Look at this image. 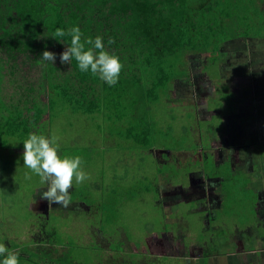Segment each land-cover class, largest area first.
Here are the masks:
<instances>
[{
  "label": "rangeland",
  "instance_id": "rangeland-1",
  "mask_svg": "<svg viewBox=\"0 0 264 264\" xmlns=\"http://www.w3.org/2000/svg\"><path fill=\"white\" fill-rule=\"evenodd\" d=\"M248 3H253L254 8L249 9L242 16V21L239 17L226 19L220 32L211 34L204 49L193 48L183 57V61L176 63L174 73L177 78L171 83V88L174 89L177 85L180 88L177 87L174 92L171 91L169 98L178 100L177 97H180L186 102L175 104L174 101L166 100L158 88L163 80L160 82L159 79L158 83L152 86L153 82L150 84L149 80L151 76H148L149 78H144V85H139L142 90V93L140 91L141 98L147 94L157 102L151 105L150 113L159 132L163 135L167 134L172 139L166 142V149L182 143L183 138L191 139L192 137L189 136L191 134L187 136L189 127L191 129L197 127V130L199 128L198 118L195 116L194 119L192 113L186 111L189 108L187 106L190 98L193 97L192 92L196 88H199L201 93L212 88L220 92L219 94L215 92L213 97L212 95L208 98L202 96L200 106L204 110L199 114V121L202 122L200 128L204 142H207L209 136H217L216 130L222 128L223 124L224 128L230 126L228 131L232 134L231 139L235 138L237 142H242L249 138L247 131H254L256 128L253 120H261L257 123L261 129L259 127L256 137L264 142V120H262L264 119V0H249ZM212 40L218 43V49L214 48ZM103 41L106 50L111 53V47L114 45L109 44L105 39ZM198 50L202 52H197ZM49 51L57 54L55 63L60 61V51L52 47ZM133 64L134 61L131 60L130 65L133 66ZM18 67L16 65L13 68L11 64L5 63V57L3 59L0 52V74L5 76V81L2 82L3 98L0 102L2 107L0 117V240L3 239L6 245L14 241L19 248L27 247L24 253L28 255L37 253L40 248L47 250L57 248L59 251L57 253L63 254L64 258L68 259L67 264H88V261H91L89 259L91 254L84 247V243L93 238L103 249L110 247L118 250L113 260L114 264H122L130 259L144 264H164V261L175 264L173 259H167L170 258L167 254L179 257L177 264H184L187 260H182V258H186L184 256L186 248L183 245L180 247L173 240L167 241L166 238L159 242L156 237H153L155 240H148L151 252L156 256H153L151 252L145 253L147 250L143 239L135 240V236H143L144 223L146 222L145 227H147L148 221L146 220L152 215L156 217L157 226L164 224L163 215L158 210L159 204L153 202L154 208L150 202L146 204L141 196L143 189L147 186V176L155 170L159 159L164 160L160 154L155 155L151 149L146 150L141 138L136 140L138 149L137 143L132 141L133 137L123 139L121 136L119 138L110 137V135L113 132L126 130L132 136L135 131H139L141 135L146 133L142 132L143 129L138 123L141 118V107L136 106L133 112L134 118L137 117L135 118L136 128L132 124L133 116L129 117L128 112L126 115L124 113L123 117L126 119L122 121H117L116 118L120 116L112 107L110 111L98 108L99 113L91 112L96 107L104 106V101L91 108L88 106L76 108V110L50 101L52 108L42 116L43 119L39 124L33 125L26 118L28 113L25 115L24 100L21 99L23 92L20 93L17 89L18 75H20ZM167 70H170L168 65L164 67V70L159 68L157 75L160 76ZM215 72L216 75L221 73L223 76L216 77ZM62 73L60 71L53 73L56 77L51 79V85L54 90H59L61 96H65L66 89L63 88L64 84L62 85ZM205 73L214 76L213 80H217L214 83L212 79L204 80L207 84L203 81L195 82L197 87L194 84L185 85L191 74L197 76L196 78L201 77L200 80H202ZM233 78H236L235 81ZM255 80L258 81L254 83ZM147 83L149 86L146 91L144 86ZM102 84V87H109L104 81ZM94 90L97 92L96 88ZM38 94L39 92L32 95ZM42 100L49 104L48 94L44 95ZM139 102L142 103V100ZM184 106L186 107L183 108ZM30 108L33 112V106ZM232 108L235 113H231ZM215 109H218V112ZM147 113L149 114V109ZM212 117L214 119H211ZM244 117L250 120L249 124L239 122ZM195 120L196 124H194ZM114 122H116L115 125ZM237 124H240L243 130L240 135H237L239 139L235 135ZM113 127L117 128L116 131ZM22 132L24 134H21ZM33 132L49 137L55 134L59 138V154L62 157L80 155L83 159L82 167L90 175V179L80 185L73 184L70 190L72 201L68 207L59 204L49 207L46 200H41L40 195L47 190V185L42 184L38 176L23 166V141ZM193 133L194 138H198L196 130ZM177 139L181 141L172 142ZM219 143L213 142V147ZM156 147L157 142L153 149ZM241 159L247 162L245 157ZM241 162L238 164L241 165ZM25 173H28L31 179H26ZM167 201L172 204L177 202L176 199ZM169 202L166 206H170ZM106 210L108 211L105 212ZM156 211H159V216ZM165 211L168 213V209ZM111 222L114 228H119V232H123L129 238L125 235H118V230L112 237H107L100 231V229L111 226ZM164 231L161 228L159 232ZM49 238L51 246L47 243ZM120 241H123L121 246H119ZM19 248L15 250L21 251ZM207 260L206 264H211L213 260L215 264H235L224 256ZM202 261L204 259L199 258L197 264ZM49 262L46 264H51Z\"/></svg>",
  "mask_w": 264,
  "mask_h": 264
},
{
  "label": "trees",
  "instance_id": "trees-1",
  "mask_svg": "<svg viewBox=\"0 0 264 264\" xmlns=\"http://www.w3.org/2000/svg\"><path fill=\"white\" fill-rule=\"evenodd\" d=\"M248 1L0 0V52L3 59L5 57V63L11 64L13 68L16 65L19 66L17 89L20 93L23 92L21 96L24 98L21 97V99L25 101L23 104L26 111L23 110L26 112L25 115L28 113L26 118L33 125L39 124L43 119L42 116L52 108L50 101L67 105L72 110L88 106L91 108L104 101V106L96 107L91 112L99 113L98 108L110 111L112 107L120 116L116 118L117 121L126 119L123 116L128 112L129 117L133 116L132 124L137 128L135 122L137 117L134 118L133 112L138 106L141 107V118L138 123L143 129L142 132L146 133L141 135L139 131H135L132 136L126 130L113 132L110 137L117 136L123 139L133 137L134 142L141 138L146 150H153L156 142V148H165L166 142L172 139L167 134L163 135L159 132L150 113L151 105L157 102L147 94L141 98L142 90L139 85H144V78H149L148 76H151L149 80L150 84L153 82L152 86L157 84L159 79L160 82L163 80V83L158 86L159 92L166 100H170L169 93L176 90L171 88V83L177 78L174 73L176 63L183 61V57L191 49H204L211 34L219 33L226 19L239 17L242 21V16L249 9L254 8L253 3L249 4ZM73 26L80 27L83 33L82 39L89 37L95 39L99 35L103 40L114 41L111 43L114 45L111 47V53L118 55L124 66L115 86L102 87L99 76L81 73L74 59L67 65L58 61L55 63L56 66L49 61H42L43 51H49L52 47L62 52L70 43L67 37L60 41L53 38L54 30L59 27L67 31ZM212 44L215 49H218L216 41L212 40ZM131 60L134 61L133 66L130 65ZM166 65L170 67V70L158 76V69L164 70ZM55 71L63 72L62 85L64 84L63 88L66 89L65 96H61L59 90H54L51 85V79L56 77L53 76ZM3 81L5 76L0 74V102L3 98ZM148 86L147 83L144 90L147 91ZM38 92V95H32ZM47 94L49 104L42 100ZM139 100H142V103ZM179 100H170V102L174 101L177 104ZM30 106H33V112ZM1 109L0 103V117ZM116 129L113 127V130L116 131ZM136 143L138 148V142ZM101 232L107 237L112 234V230L108 228H104ZM76 237L74 235V238ZM140 239L141 237L139 241ZM49 242H51L50 238L47 243ZM0 243H3V239ZM49 245L51 246V243ZM6 246L19 252L20 264H46L49 261L51 264H67L69 262L63 254L57 253L59 252L57 248H50V250L40 248L37 253L28 255L24 253L27 247L19 248L14 241ZM84 247L91 254L89 257L91 261H88V264H114L113 260L118 250L110 247L103 249L94 238L87 240ZM16 248L21 251L15 250ZM47 255L49 258L46 257ZM2 259L0 257V260ZM124 263L144 264L134 262L132 259L122 262ZM166 264L171 262L167 261Z\"/></svg>",
  "mask_w": 264,
  "mask_h": 264
},
{
  "label": "flooded vegetation",
  "instance_id": "flooded-vegetation-1",
  "mask_svg": "<svg viewBox=\"0 0 264 264\" xmlns=\"http://www.w3.org/2000/svg\"><path fill=\"white\" fill-rule=\"evenodd\" d=\"M215 76L223 75H216L215 72ZM196 77L191 74L185 85L194 84L197 87L195 82L203 81L207 84L204 80L212 79L213 83L217 80H213L214 76L210 74L204 75L202 80L201 77ZM235 79L233 78V81ZM177 87L180 88L178 85ZM214 89L201 93L199 88H196L192 92L193 97L190 98L186 111L191 112L194 119L195 116L198 118L199 128L202 124L199 114L204 110L200 106L202 96L208 98L211 95L213 97L215 92L220 93ZM178 100L186 102L180 97ZM216 111L218 112V109ZM231 113H235L234 108ZM248 118L244 117L239 122L249 124ZM196 123L195 120L194 124ZM237 126L235 135L239 139L237 135L243 130L240 124ZM229 127L224 128L223 124L222 128L216 130L217 136H209L207 142L202 139L201 128L197 130V127H189L187 136L191 134V139L183 138L182 143L170 149L151 150L155 155L160 154L164 161L159 159L158 165L155 163V170L147 176V186L141 196L144 202H150L152 207L153 202L159 204L158 210L163 215L164 224L157 226L156 217L153 215L146 220L147 227L146 222L144 223L141 239L145 242V253L151 252L148 240H155L153 237H156L160 242L167 238V241L173 240L180 247L183 245L186 248L183 249L187 258H182L187 260L184 264H197L199 258L204 259L200 264H206V259H216L217 256L228 257L235 264H264V142L256 137L257 131L253 130L247 131L248 139L237 142L234 137L230 138L232 134L228 131ZM195 130L198 138H194ZM180 141L177 139L172 142ZM213 142L220 143L213 147ZM241 157H245L247 162ZM238 162H241V165ZM169 199H176L177 204L170 203L167 201ZM168 202L170 206H166ZM167 209L168 213L165 211ZM159 211H156L158 216ZM108 228L112 230L110 237L117 230L118 235H125L120 233L117 227L111 225ZM161 228L165 230L163 233L159 232ZM139 238L135 236V240ZM122 242H119V246ZM178 256L181 257L179 254ZM167 257L177 264L179 257L169 254ZM153 258L161 260L158 257ZM211 264H215V260Z\"/></svg>",
  "mask_w": 264,
  "mask_h": 264
},
{
  "label": "clouds",
  "instance_id": "clouds-1",
  "mask_svg": "<svg viewBox=\"0 0 264 264\" xmlns=\"http://www.w3.org/2000/svg\"><path fill=\"white\" fill-rule=\"evenodd\" d=\"M52 37L58 41L65 37L70 39V43L59 54L61 64H71L74 59L81 73L99 76L109 86L118 83L124 66L118 55L106 50L101 36L82 39L80 27L73 26L67 31L64 28H56ZM108 43L114 41L109 40ZM41 59L55 64L57 54L45 50ZM58 139L55 134L49 137L30 133L23 141V166L38 176L42 184L47 185V190L40 195L41 200H46L49 207L53 204L68 207L72 201L70 190L73 184L84 183L90 179V175L84 171L80 155L62 157L59 154ZM25 178L31 179V176L25 173ZM0 257L3 258L0 264H20L19 252L10 249L5 243H0Z\"/></svg>",
  "mask_w": 264,
  "mask_h": 264
},
{
  "label": "crops",
  "instance_id": "crops-1",
  "mask_svg": "<svg viewBox=\"0 0 264 264\" xmlns=\"http://www.w3.org/2000/svg\"><path fill=\"white\" fill-rule=\"evenodd\" d=\"M262 120H264V119H262ZM259 121H261V120H258V121H253L254 122V124H256V128L254 129V131H257L258 132V129H259V125H257V123L259 122ZM258 126V127H257ZM260 129H261V127H260Z\"/></svg>",
  "mask_w": 264,
  "mask_h": 264
}]
</instances>
